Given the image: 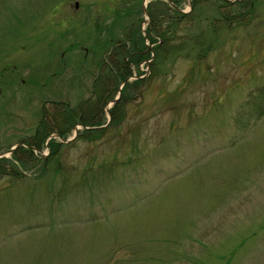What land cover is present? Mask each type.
<instances>
[{"label": "rangeland", "instance_id": "374dc122", "mask_svg": "<svg viewBox=\"0 0 264 264\" xmlns=\"http://www.w3.org/2000/svg\"><path fill=\"white\" fill-rule=\"evenodd\" d=\"M160 1L0 0V264H264V0H178L168 44ZM75 108L118 115L29 146L41 116L71 138Z\"/></svg>", "mask_w": 264, "mask_h": 264}, {"label": "trees", "instance_id": "16d2710c", "mask_svg": "<svg viewBox=\"0 0 264 264\" xmlns=\"http://www.w3.org/2000/svg\"><path fill=\"white\" fill-rule=\"evenodd\" d=\"M173 2L175 3V5L178 4V0H173ZM159 3H160V5L162 4V7L163 6L164 7L162 9H155L153 12H152V8H150L152 5L148 6V12L151 15V21H152V24H151L152 26H151V28H149V31L155 35H158L162 40H165L168 37L159 34V32H158L159 31L158 30L159 24H157V21L160 22L162 19L161 17L167 16V12L168 13L170 12L171 18L175 17L176 19H178V17L183 18L186 14L172 9V7L169 4H167V2L160 1ZM236 3H241V2H236ZM148 37L151 40V42H155L154 38L152 37V34H148ZM143 40H144V38L142 36H140V41H142L141 52H139V46H136L135 41H133V44H132L133 47L131 49L128 46L126 48L120 47L121 50L117 46L112 47V52H114L115 53L114 56H116L115 57L116 61L114 62V68L113 69H116L119 71V73H115V74H117L115 77L112 76L113 77L112 81H114V82L119 81L120 82L121 80H123V78L126 75L131 74V65H138L139 62L145 61L150 57V54L146 52L147 46L145 45ZM165 41L167 44L169 43L168 40H165ZM160 47L161 46L159 45V43L156 45V47L153 46V52H154L155 56L156 55L163 56L164 53L169 50V47H167L166 45L164 47H161V48ZM123 69H126V72L123 71ZM115 74L111 73V75H115ZM256 93H257V95H256L257 98L264 100V85L262 87L258 88ZM96 108H97V106H96ZM95 110L91 111L90 114H85L87 116L84 119H86L87 121L82 122L84 125H86V126H98V125L102 124V122H100L99 120H94V121L90 120L92 118L91 117L92 113H94V117H95L97 115V112L99 109L97 111H95ZM82 112L83 111L79 112V109H76V108L74 110L73 109L65 110L63 112V121L65 123H67L68 126L71 127L75 123L81 122L82 120L79 119V121H77V120H66V119H69L70 117L75 118L76 116H79V115L84 116V112H83V114H82ZM87 112H88V110H87ZM111 113H112L111 118L113 119L112 122L114 123V120H115V118H117L118 114L115 115L114 112H111ZM58 118L59 117H55V120H58ZM112 122L110 121L109 124H112ZM52 123H54V121ZM52 123L49 124L47 121H45L43 119V116H41L38 124L35 127V132L33 133L31 140L28 141V144L32 145L36 148H39L40 146H42V144H44L47 136L49 134H51V130H49V129H51ZM66 130L67 129L59 131V135L61 137H63L64 134H66L65 133ZM103 131H104V128H102V129H87V130H84V133L89 135L88 137H90V139L93 140V139L100 137ZM32 139H34V140H32ZM38 142H40V143L38 144ZM57 144L58 143H55L53 140H50L49 149H50L51 154H53L55 152V150H56L55 148H57ZM21 151L25 154L26 153H29V154L32 153L31 149H29V148H21ZM17 159H19V158H18V156L15 155V160H17ZM7 161L8 160H6V158H0V162H7ZM0 173L5 174V171L2 170V171H0Z\"/></svg>", "mask_w": 264, "mask_h": 264}, {"label": "water", "instance_id": "95a60500", "mask_svg": "<svg viewBox=\"0 0 264 264\" xmlns=\"http://www.w3.org/2000/svg\"><path fill=\"white\" fill-rule=\"evenodd\" d=\"M170 4H172V6L177 9V10H180L176 5L173 4L172 0H168ZM228 1H231V0H228ZM142 9L143 11L147 14V10H146V5L145 4H142ZM128 79V77L126 78V80ZM117 99V98H116ZM114 99L113 102L116 100ZM83 128H86V127H83ZM74 132L75 134L77 133V127H74ZM58 136V135H57ZM52 137V135L50 136ZM69 139H64V141H68ZM12 151V150H11Z\"/></svg>", "mask_w": 264, "mask_h": 264}]
</instances>
